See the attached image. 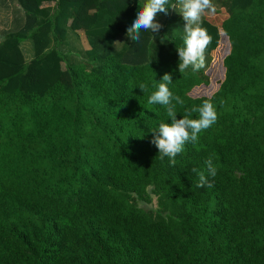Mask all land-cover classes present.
<instances>
[{
  "label": "trees",
  "instance_id": "1",
  "mask_svg": "<svg viewBox=\"0 0 264 264\" xmlns=\"http://www.w3.org/2000/svg\"><path fill=\"white\" fill-rule=\"evenodd\" d=\"M13 1L24 22L0 41V264H264V0H212L225 17H202L205 68L182 74L177 9L136 44L126 30L146 0ZM73 32L84 63L59 50ZM219 43L216 87L194 95ZM166 73L177 119L205 100L217 113L174 167L150 142L171 123L148 103ZM210 156L213 187L197 188Z\"/></svg>",
  "mask_w": 264,
  "mask_h": 264
},
{
  "label": "clouds",
  "instance_id": "2",
  "mask_svg": "<svg viewBox=\"0 0 264 264\" xmlns=\"http://www.w3.org/2000/svg\"><path fill=\"white\" fill-rule=\"evenodd\" d=\"M179 8L183 20L184 41L182 47H177L179 56L178 68L180 73H184L191 68L193 72H199L205 68V51L212 41L206 28L201 26L204 15H215L216 6L212 0H146L143 7L137 11L136 17L126 30V36L138 44L142 39V32L159 33L162 25L156 22L158 13L167 14L168 8ZM153 40L155 37L152 35ZM172 83L171 74H164L162 81L154 86L157 90L151 93L148 99L149 104H160L165 107L166 114L171 123H161L158 128L151 130L153 138L150 141L159 151V158H168L170 166L176 165V157L184 151V146L188 142H196L198 134L208 129L217 121V113L210 100H205L201 106L193 107L186 111L182 119H177V104L183 105L184 101L175 96L168 85ZM142 92L148 90V85L140 84ZM193 113H198L199 118H190ZM207 174L205 171L193 168L192 172L197 176V188L213 187L212 181L208 177H215L218 168L213 163L210 156L205 160Z\"/></svg>",
  "mask_w": 264,
  "mask_h": 264
},
{
  "label": "rangeland",
  "instance_id": "3",
  "mask_svg": "<svg viewBox=\"0 0 264 264\" xmlns=\"http://www.w3.org/2000/svg\"><path fill=\"white\" fill-rule=\"evenodd\" d=\"M177 11H179L180 14V10L179 8H177ZM181 15V14H180ZM182 16V15H181ZM204 17L210 21H212L214 24H219V22L221 21V19H223L225 17L224 15V11L223 10H219V12L215 15H204ZM156 22H158L160 24V19L157 17L155 18ZM121 37H123L121 35ZM223 39V38H222ZM221 39V41H222ZM74 41L77 40L74 45L72 47H70V45H67L66 42H62L59 46V50L61 52H63L64 50H66L68 47L71 49L70 50V54H68L67 56H65V62L70 63H84V55H83V50L86 49V44L83 40V38L79 39H73ZM69 41V40H67ZM121 40H118L116 44H114V48L117 49L120 46ZM60 52V53H61ZM65 53V52H64ZM73 53H78V58H72V57H68L71 56ZM223 55V46H221V43H219V45L217 46V48L210 54V61L208 63V66L205 70V73L209 79V85L207 87H205L202 90H196L193 92L194 95H209L213 89L216 87V81L220 78V58ZM64 67V66H63ZM154 206V203H153Z\"/></svg>",
  "mask_w": 264,
  "mask_h": 264
},
{
  "label": "crops",
  "instance_id": "4",
  "mask_svg": "<svg viewBox=\"0 0 264 264\" xmlns=\"http://www.w3.org/2000/svg\"><path fill=\"white\" fill-rule=\"evenodd\" d=\"M41 7L42 9L51 10L53 7V2L44 3L42 4ZM23 22H24L23 12L13 0H0V41L6 33L20 29L23 26ZM77 38L78 40L81 38H83L84 40V37L81 32H73L68 34L67 40L69 41L67 42L68 44H70V47H72L74 43L77 41V40L74 41L73 39H77ZM118 40L122 41V37L119 36L117 40L114 42V44H116ZM84 42L86 44L85 40ZM20 49L22 51L24 59L26 61L29 60L32 56L30 43L27 41L23 42L20 45ZM87 49L88 46L83 51Z\"/></svg>",
  "mask_w": 264,
  "mask_h": 264
}]
</instances>
